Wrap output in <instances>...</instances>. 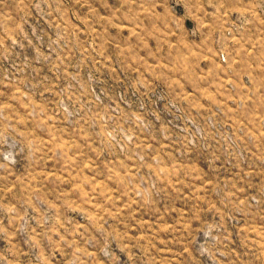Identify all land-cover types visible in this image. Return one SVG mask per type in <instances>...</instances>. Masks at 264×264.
Masks as SVG:
<instances>
[{"label":"rangeland","instance_id":"1","mask_svg":"<svg viewBox=\"0 0 264 264\" xmlns=\"http://www.w3.org/2000/svg\"><path fill=\"white\" fill-rule=\"evenodd\" d=\"M0 264H264V0H0Z\"/></svg>","mask_w":264,"mask_h":264}]
</instances>
